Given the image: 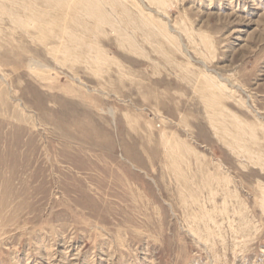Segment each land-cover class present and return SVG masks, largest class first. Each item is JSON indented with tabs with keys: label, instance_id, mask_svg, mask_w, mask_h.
Instances as JSON below:
<instances>
[{
	"label": "rangeland",
	"instance_id": "obj_1",
	"mask_svg": "<svg viewBox=\"0 0 264 264\" xmlns=\"http://www.w3.org/2000/svg\"><path fill=\"white\" fill-rule=\"evenodd\" d=\"M0 264H264V0H0Z\"/></svg>",
	"mask_w": 264,
	"mask_h": 264
},
{
	"label": "bare ground",
	"instance_id": "obj_2",
	"mask_svg": "<svg viewBox=\"0 0 264 264\" xmlns=\"http://www.w3.org/2000/svg\"><path fill=\"white\" fill-rule=\"evenodd\" d=\"M77 1H78V3H80V2H81V0H77ZM83 1H84V0H83ZM87 2H88V1H87ZM64 35H65V34H64ZM214 86H215V85H214ZM214 86H213V87H214ZM217 87H218V86H217ZM223 89H224V88H223ZM215 104H216V103H215ZM220 184H221V183H220ZM235 201H236V200H235Z\"/></svg>",
	"mask_w": 264,
	"mask_h": 264
}]
</instances>
